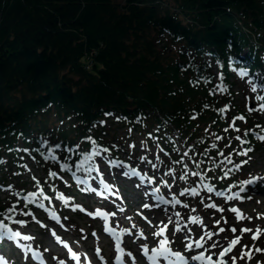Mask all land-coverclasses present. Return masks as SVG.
Returning a JSON list of instances; mask_svg holds the SVG:
<instances>
[{
  "label": "trees",
  "instance_id": "1",
  "mask_svg": "<svg viewBox=\"0 0 264 264\" xmlns=\"http://www.w3.org/2000/svg\"><path fill=\"white\" fill-rule=\"evenodd\" d=\"M239 67L264 80V0H0V184L27 157L74 166L91 151L87 136L118 152L117 120L173 160L189 153L193 178L225 184L232 160L262 148L244 130L264 128V111L235 101ZM10 206L0 199L6 222Z\"/></svg>",
  "mask_w": 264,
  "mask_h": 264
},
{
  "label": "rangeland",
  "instance_id": "2",
  "mask_svg": "<svg viewBox=\"0 0 264 264\" xmlns=\"http://www.w3.org/2000/svg\"><path fill=\"white\" fill-rule=\"evenodd\" d=\"M246 81V82H245ZM251 85L248 83L247 80L242 79L240 80L233 88L232 90L236 91V102H240L243 103V105L246 107L247 102H252V105H255L254 102V95L251 93V89L249 88ZM124 130H119V134H117L113 139L115 141H117L119 136H122V134ZM254 161L252 162V167H249L248 170H253L254 167H260V169H264V148H262L260 151H258L255 155H254ZM28 159V157H27ZM27 163L29 165L31 169V173H33L36 176H40L41 178H45L48 177L47 175V168L43 166V163H39L38 161H34L32 158L27 160ZM2 166V165H1ZM0 166V167H1ZM105 168H107L106 170V175L107 177L112 180V181H118L120 190H121V194L126 195L125 200L127 201L126 204H119V207H114L113 210L115 212L114 216H115V220H119V221H124L125 223L129 224V225H136L138 227V229H149L150 231H154V229L156 228L157 222L159 221H164L166 219V217L168 215H166L164 217V212H161V209L163 207V205H157L155 202H153V207L151 209H149L148 211L145 212V220L142 219L141 217H139L137 214H134V212L136 211V209L139 211V209L143 208L142 204H141V200L143 196L147 197V194H144V189H140V186L138 185V182L135 179H129L124 177L121 173L122 170L120 169H115V168H111L110 166H107V164H104ZM22 168V167H21ZM258 169V168H257ZM6 172V175L8 177H6L7 181H10L12 183H14V187L17 188H35L36 186H33L32 183V187H29L28 184L25 183V180L32 179V174L27 172V171H23L20 173V168L19 167H12L8 170H4ZM12 171V172H10ZM172 180L175 181V184L178 183V185H180L179 179L178 177L176 178H172ZM57 186L59 187H64L63 185L59 184L57 181ZM178 185H176V192H178ZM23 188V189H24ZM22 189V190H23ZM45 191H49L48 189H46ZM135 193L132 194V192ZM138 195V196H137ZM252 197L251 199H248L244 202H241L239 197L237 199V203L239 205L242 206V208L244 209V211L247 213V218H245V220H240L238 219V216L236 214H233L232 212H230L229 210V206L230 204H225L222 202H216V205H219L220 207L213 209H206L205 207V201H201L199 199V197H194L189 201V208H190V213L194 214L195 216L199 217L200 219L196 222V226H198L200 232H204L203 235H206L207 231H209L210 229H213V231H215V235L213 238V242H218L220 237H224L227 236L229 239H231L232 237H234V235L236 234H241V237H243V240L240 244H237L234 249H233V254H236L239 257V252L241 250V244H248L249 242H252L253 245H255L256 247H260V248H264V233L261 234L260 237L256 238L255 240H253L251 233H241L240 230L245 227H251L253 229V231L255 230L256 226H261L262 228H264V188L263 190L260 192H253L251 193ZM0 199L1 201L5 202L6 200L12 199L14 198L13 194H10V192H8L7 190L0 191ZM86 196L82 197L85 198ZM92 198H89V203L92 205L91 200ZM129 202V203H128ZM236 202V201H235ZM96 203V202H95ZM93 203V205L95 204ZM232 204V202H231ZM92 205V206H93ZM125 206V209L123 210L121 207ZM154 205H156L157 207H155ZM103 206V205H102ZM175 206L172 205V207L170 208L169 212L173 213L176 212V208ZM221 208H223V212H221ZM168 209V207H167ZM181 209V208H180ZM69 211V210H68ZM41 211L38 210V212L35 214L36 217L40 216ZM71 211H69V215H71V217L73 216L75 218V222L79 223L80 226H78V228H72L71 230L67 233V235L69 236L70 239H74L75 241V245H73L74 247L77 248V251H80L81 253L83 251L88 250L89 252L92 250H89L90 248H92L93 246H97L100 248H104L103 252H101V255L104 256V259L106 260V262H104L103 260L99 259V255L95 254L96 257L98 258L97 260V264H114L112 262L113 257L116 253L113 245L111 244V239L109 236H107L104 232H102V228L100 225V221H92L91 219L87 218L86 216H83L81 214H72L70 213ZM182 213L185 214L184 218L187 219L188 218V213L187 210H182ZM189 213V214H190ZM177 214V213H176ZM175 214V215H176ZM190 214V215H191ZM251 217V219H248L249 216ZM31 217V216H30ZM18 218V217H17ZM34 218V217H32ZM43 218V217H40ZM35 220V219H34ZM216 220H220V224H215ZM67 221V220H65ZM92 224H94V226H96V236H94L92 234L88 235V233H86V230L88 229L89 226H92ZM205 225H208V228H205ZM68 226V223H67ZM93 226V227H94ZM155 226V227H154ZM231 226H235L237 228V233H232L231 232ZM28 228H21L23 229V231L26 232V234L28 235H34V237L37 238V240L39 241V243L42 245V247L46 250V255L49 259V261L51 263H55V261L57 260L55 255H59V254H63L66 256L67 250L64 246H62L61 244H59L58 240L56 239V236H59V230H54L53 228L49 229V230H41L38 228L37 224L34 222H32L31 224H29L27 226ZM70 228V226H68ZM80 227V228H79ZM131 228V226H130ZM223 228V231H219V229ZM80 229V230H79ZM133 229V228H132ZM65 229L60 230L61 233L65 236L66 232ZM101 231V232H100ZM136 231L137 230H133L132 234L130 237H128V246H130V248L132 249L131 252H133V254L127 249V254L128 257L130 259L133 258L134 254H139V250H140V245L139 243H143V242H149V241H143V238H133L136 235ZM172 233H175L177 238L180 241H184L183 239V234L181 235L180 231H173V229L171 230ZM92 233V232H91ZM85 234V236H84ZM185 234H189L188 232H185ZM32 237V236H31ZM186 242V241H184ZM94 253L95 250H92ZM254 251V252H253ZM253 251H252V258L249 260L247 258V256L244 259H238L237 264H257L259 261L264 259V252H256L255 253V247H253ZM10 257L11 259H13L15 261V264H37L36 262H34L35 260L29 256H27V254L21 250H17L15 252V254L12 256L11 253ZM94 255V256H95ZM136 256V255H134ZM27 257V258H26ZM137 257V256H136ZM143 257V256H142ZM31 258V259H30ZM66 259H70L67 258ZM30 262H27V261ZM145 261H147L146 258H144ZM143 259H139L136 260V264L137 263H141L144 262ZM134 264V263H133Z\"/></svg>",
  "mask_w": 264,
  "mask_h": 264
},
{
  "label": "snow or ice",
  "instance_id": "3",
  "mask_svg": "<svg viewBox=\"0 0 264 264\" xmlns=\"http://www.w3.org/2000/svg\"><path fill=\"white\" fill-rule=\"evenodd\" d=\"M235 66V65H233ZM236 71H238L240 73L241 76L247 75L248 73V69L246 67H239L236 68ZM252 77H249L250 82L252 81ZM223 84L221 85V88H223ZM259 90V92H258ZM251 91L254 93H257V95L255 96V100H256V105L254 106L255 108H259L260 110H264V80H259V78H257L256 82H252L251 84ZM253 106H250V110H252ZM220 111L223 113V109H220ZM109 115H114L112 113H109ZM198 115V113H197ZM124 117H117V119H123ZM242 119H246L244 118L242 115L241 117ZM102 123H107L106 121H102ZM233 128H236L237 126L233 123L231 125ZM259 126H257L258 128ZM257 128H253V129H245V132H252L253 134H255L260 140L264 141V134L260 133ZM237 131L239 132V129L237 128ZM149 135H152L151 133H149ZM223 137L220 136H216L214 137L213 140V147H217L215 140L218 139H222ZM85 139L92 141L93 142V146L91 148V151H85L83 153V158L80 159L78 161L79 165H89L88 168L85 169V171H88L89 173L92 171L93 168H96L98 170L99 166L96 165L95 160L97 158V153L98 152H102L103 151V145H99L95 143V138L92 136H87ZM238 139L240 141V145H250L251 141L246 139L244 136H238ZM44 144H47L48 141L44 140L43 141ZM56 148H60L61 145H55ZM253 149L249 146V147H240L238 146L237 149H234V151H239V154L241 155H247L248 152L252 151ZM25 151H28V149H25ZM48 152H52L51 148L47 149ZM108 151H111V149H108ZM221 155H223V153H221ZM232 154L229 153L227 156H225V159L228 160L229 157ZM52 160H57L60 159V157L56 156L55 153H52L51 157ZM184 157L181 156L180 160H177L175 163L176 164H182L183 168H188L189 164L188 163H183ZM247 161H239L236 162L232 165V167L234 168H239L241 163H246ZM109 163H112V161H109ZM58 167L64 168V169H69L71 167L70 164L68 163H61ZM152 167H155V165H152ZM161 171H163V169H161ZM168 172L171 175L172 173L175 172V169L172 167L168 168ZM133 175L144 179V180H149V179H155V177H148V176H141L140 170L139 169H133ZM193 175H196L195 172L192 173ZM51 177L54 179L58 176H60V173L58 171H52L51 172ZM203 172H200V176L203 177ZM224 175H228V172H225ZM259 176H251L250 180L246 179L243 181H240L241 184L244 185H248L249 183H255L257 179H259ZM60 179H63L62 176H60ZM77 179H81L80 177H77ZM84 181L87 182L89 177L85 176L83 177ZM184 180L188 179V176L185 175L183 177ZM102 182L104 183V187L108 192H112L113 188L110 184H108V182L106 180H102ZM160 184H164L167 185L168 188H171V184H169L168 180H164V179H160L158 181V185L156 188L152 189L155 192H159V185ZM205 188H207L209 191H213V184L211 183H205L203 185ZM52 187H55V185L53 184ZM184 192H190L191 194L195 195L198 191L197 188L192 187V188H184L183 189ZM39 192L41 195H46V193H44L43 189H39ZM103 194V193H102ZM17 195H19V193H17ZM56 195L60 197L61 200H63L64 202H68L69 200L72 199L71 196L65 195L63 192L57 191ZM218 196H223V193H217ZM235 196H239L241 200H243L245 197L241 196L239 192H232L231 196L229 197V199H231L232 197ZM48 199H51V197H47ZM250 198V197H249ZM27 199L32 201L33 203H37L39 204V206L41 208H44L45 205L39 200L38 198V194L37 191H29L27 193ZM154 199L156 200H160V199H164L163 196L160 195H156L154 197ZM18 203V202H17ZM167 203L169 205L172 204H183L184 201L183 200H177L175 196H173V199L168 200ZM147 207H151V205H145ZM214 208L220 207L219 205L213 204L212 205ZM71 207L74 208H79L80 205L79 204H73L71 205ZM23 207H21L19 209V211H23ZM221 212H223V208L220 209ZM18 211L17 208L13 207H8L6 209V211L4 212V215H7L9 220H16V212ZM29 212H31V209H28ZM97 211L105 218L104 222L105 224H107V218L109 215H111V213L109 212H105L103 209H97ZM234 211H236L238 214L240 212V210L238 208H235ZM11 214V215H9ZM50 214L53 216V218L55 219H59V217L56 215V212L54 210H50ZM92 215H96L95 212L92 213ZM178 215V213L176 214ZM241 219H243L244 217L241 216ZM200 218L197 216H189L187 221H184L183 218H181L180 220H176L174 222V228L173 231H184V228L182 227V224H187L188 221H191L192 223H196ZM248 219H251V217L249 216ZM16 223L18 225H26L28 223V221L26 219H19L16 220ZM168 223H173V221L171 219H168L167 223H165L164 221H159L160 227H158L156 229V232L153 233V235H161L162 238L158 240L157 244L155 246H153L149 252L148 250V245L147 244H143L141 245V249L145 252V254L148 256V259H150L152 261V264H161V260L158 259L162 258L163 260L167 261V264H189L190 261H195L198 262V264H237L238 259H244L246 256L247 258L250 260L252 258V250L251 248H249V246L247 244H241V250L239 252V257L236 254H233V249L237 244H240L241 242V234H236L234 235V237H232L231 239H229L227 236L224 237H220L218 242H213V235L214 232L209 230L207 231L206 235H200L197 239L193 240L191 235L185 234L183 236L184 241H186L184 247H186L187 249L191 250L187 255L179 250H174L173 247H171V241L169 240L167 235H164L165 230L168 226ZM215 224H220V220H216ZM205 228H208V225H205ZM108 232H111L113 234V236L115 237V247H116V254H115V259L117 261H121V255L123 253H125V248L121 247V236L120 233H128L129 229L124 227V228H119V229H114V228H107ZM192 231L191 228H187L186 232L190 233ZM219 231H223V228L219 229ZM237 228L235 226H231V232L232 233H237ZM0 232L5 233L7 236H13L17 239H19L20 237H24V239L26 240H30L31 237L30 236H25L24 233L20 230H14L12 228L11 225L5 223V221L3 219H0ZM241 233L247 232V233H251L253 240H255L256 238L260 237L262 233H264V228H262L261 226H256L255 230L253 231V229L251 227L245 226L240 230ZM141 236L144 235L143 232L139 233ZM56 239L60 241L61 244H67L66 240H61V238L59 236H56ZM21 247H27V245H21ZM253 247H255V250L257 252H264V248H260V247H256L255 245H253ZM35 253V256L37 259H41L40 256V251L37 249L33 250ZM100 251L99 248L96 249V253L98 254ZM94 254V255H95ZM67 258H70L67 260V264H73V261L75 262V264H81L82 260H87V254H83L80 251H74L73 248L68 247L67 248V253H66ZM0 259H3L2 257H0ZM100 260H104V256H100L99 257ZM59 264H66V260L61 258L59 260ZM258 264H264V261H259Z\"/></svg>",
  "mask_w": 264,
  "mask_h": 264
},
{
  "label": "bare ground",
  "instance_id": "4",
  "mask_svg": "<svg viewBox=\"0 0 264 264\" xmlns=\"http://www.w3.org/2000/svg\"><path fill=\"white\" fill-rule=\"evenodd\" d=\"M129 133H131V132H129ZM171 140V139H170Z\"/></svg>",
  "mask_w": 264,
  "mask_h": 264
}]
</instances>
